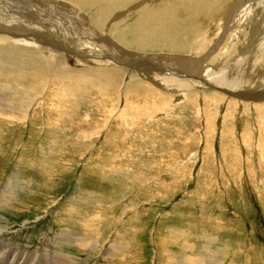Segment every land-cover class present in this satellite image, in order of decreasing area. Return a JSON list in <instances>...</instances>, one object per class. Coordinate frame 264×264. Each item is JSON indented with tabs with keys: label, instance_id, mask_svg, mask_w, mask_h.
I'll list each match as a JSON object with an SVG mask.
<instances>
[{
	"label": "rangeland",
	"instance_id": "rangeland-1",
	"mask_svg": "<svg viewBox=\"0 0 264 264\" xmlns=\"http://www.w3.org/2000/svg\"><path fill=\"white\" fill-rule=\"evenodd\" d=\"M0 1L22 9L45 0ZM243 1L249 0L235 4ZM135 9L122 8V20ZM5 20L10 16H0V25ZM210 20L208 47L217 46L211 55L233 50L219 61L209 58L208 68L252 80L231 91L248 99L214 85L195 89L188 69L190 81L160 90L144 67L157 64L164 72L183 54L174 50L152 51L134 69L135 58L111 60V81L103 70L84 74L94 63L76 61L67 46L45 49L47 57L64 53L85 71L63 82L52 77L40 89L34 77L21 80L9 70L19 63L0 58V264H264V98L254 97L264 95V61L247 57L252 23L222 39L224 28ZM254 21L264 25V16ZM3 29L0 36L18 39ZM140 80L159 93L139 95ZM23 88L33 96L26 118L7 106L23 98Z\"/></svg>",
	"mask_w": 264,
	"mask_h": 264
},
{
	"label": "bare ground",
	"instance_id": "bare-ground-1",
	"mask_svg": "<svg viewBox=\"0 0 264 264\" xmlns=\"http://www.w3.org/2000/svg\"><path fill=\"white\" fill-rule=\"evenodd\" d=\"M29 2H25L24 5L22 6L20 5L22 7V9H20L13 7L10 8V6L7 5L9 3L0 1V16L2 18L6 16L8 17L10 16L11 19L8 22L7 20H5L7 23L4 24L3 26L0 25V28L2 29L3 27L4 29L8 28V31L9 29H11L16 33V34L15 33L12 34L17 35V36L14 35L13 36L15 38L18 37V39L11 40L9 39V37L0 36V58L7 59L10 62V64L12 62L14 64L19 63L17 64L19 66L17 69L12 68L9 70L13 73L16 72V74L19 75L18 79L21 80L26 77H34L35 79H37L36 85L38 84L37 85L38 89H40L41 86L46 87V83L48 84L49 79L52 77H57L56 79H58L60 82H63L66 81L67 76L68 77L71 76L70 74L80 73L81 71L83 72L85 68H78L75 65L78 62H75V64L73 63V66H71L68 61H71L72 59L70 60L66 59L64 57V53L58 52L59 57L57 59H53L52 56L47 57L43 52V50L45 49L50 48L56 51V48L57 47L59 48V46L60 47L67 46L70 52H73L74 54L73 56H75L74 59L76 61L80 58L79 60H83L85 62L90 61L91 63H94L89 65L88 70L85 69L86 73L84 74H88L91 77L92 75L95 74L96 71L103 70L104 73L107 75L105 80H107L108 78L111 79V81L112 78L114 77L113 75L114 73L111 70L114 69L106 68L108 66H111L110 63L111 60H115L116 62L121 60L123 63L124 60H125L124 62H127L128 59H133L134 61L135 58V64L131 65V68L134 69L136 67H139L140 64H143L142 63V60H144L143 58L146 57V55L147 56L150 55L151 54L150 52L152 51L153 52L169 51L168 53H171L170 51L172 50L178 51L180 54L183 53L180 56L181 58H179V60H176L175 57L173 56L171 58L172 61L171 67H167L166 64L163 70L164 72L159 70L157 64H155V67L153 65L149 67H144L145 69L150 71V73L148 74L147 72L145 73V77H147L148 79H154V82H158L160 90L161 87L164 89H168L169 86H173L172 84L174 83V81L175 82L179 80L183 82L185 80L190 81L191 78L190 79L188 78L189 74L188 72H186L189 70L192 71V73L194 72L195 75L194 76L192 74L194 78L191 80L194 84L195 89L197 88L199 89L203 85H214L220 90H223V92L236 96L238 95L237 94L238 92L234 93L231 91L234 90L236 91L237 89H240V87H242L243 85V84L241 85V83L246 81V79H244V77L242 79L240 78V76L232 77L233 74L232 72H235L236 70L232 71L231 73H228L226 70L223 69L214 71L215 69L212 70L210 65H209L210 68H208V62L210 61V60L208 61L209 58H214L215 60L222 59L226 57V55L229 54L231 50H233L231 45L227 44L228 45L227 48L222 49V51H220L219 48L218 50L220 51L218 52L219 54L211 55V53L214 50H216L217 46H212L210 48L208 47L209 44L208 43L209 39H207L208 31L206 32L205 29L207 28L210 29V26L208 25L209 19H211L212 21H216L215 24L217 23L219 25L221 24L222 27H220V29L224 28V30L222 29V35H221L222 39L228 38L229 31L236 28V25L240 26V24H243L246 27L247 25L249 26V23H252L254 26L252 25L253 35L251 36L250 48L253 49L251 51V49L249 48L251 52L250 54L248 53L249 54L248 56L247 55L246 56L252 57V60H256L257 62L260 61L259 65L261 61H264V49L261 48L262 47L261 45L264 44V39H262L264 38V25H261L260 23L258 25L256 24L255 21L251 22L252 16L255 14L261 13L264 16V0H249L236 4H235V0H231V1L229 0H165L164 3H154V0H151L150 2L149 0H45L39 4L38 3L29 4ZM224 3L226 4V7L220 8L221 6H223ZM9 8L10 11H8ZM122 8H127V10H131L133 8H137V9H135L132 14H129L128 20L127 19L122 20V15L124 14V12L122 14ZM194 17H196L197 19H195ZM193 18L195 19L194 23L191 22V24L185 27L184 26L185 19L190 20ZM215 27H217V25H215ZM4 29L2 31H4ZM212 30L214 29L212 28ZM219 34H216V36ZM239 34L241 33L236 32V34L233 35L237 37L236 39H238ZM21 36L22 37L25 36L27 40H25V38L23 39ZM212 38H214V36ZM43 39L45 40L42 41ZM60 39H62V41ZM259 39L260 40L262 39V41L260 42L261 49H259L257 45V40ZM226 43H228V41ZM22 46L31 47L33 49H37L38 51L24 50L21 48ZM225 49H227L226 52H224ZM186 51H188V53H186ZM242 58L243 56L237 57L235 59L234 65L236 64V66L239 67V64H242L244 62ZM119 63L121 62L119 61ZM245 64H243V66ZM255 64L258 65V63ZM127 66L130 65L126 64V66H123L125 70ZM174 66L176 68L171 70V68ZM255 67L257 66L255 65ZM121 68H119L118 70H120ZM176 69L178 71H175ZM5 72L7 71L5 70ZM134 76L135 75H133V77ZM250 81L252 80L246 82H250ZM204 82L205 84H203ZM114 83H117L116 80ZM137 85L138 86L136 90L139 95L145 94L144 92H150V91L151 92L156 91L159 93V91L155 90L153 87H151V85H148L147 83L145 85L143 80L138 81ZM107 93H106V97H107ZM19 94H21V97L23 96V98H17L11 100L10 103H12V105L7 104V106L8 108L10 106L11 107L13 106L16 110L22 111L24 113V118H26V116L29 115V113H31L29 110L32 105L33 96L28 97L26 93V88L21 89V93ZM240 95H238L240 98L248 99V97H244ZM254 97L258 99H262L264 98V95H260L259 93V95H256ZM145 101L147 100L145 99ZM140 102H142V100ZM127 103L128 102H126V104ZM105 104L107 103L105 102ZM146 106L152 110L153 108L158 107L155 106L154 104L145 105L144 103V107ZM139 107L141 106L138 107L136 106V108ZM128 110L129 109H127V111ZM0 230L2 229L0 228Z\"/></svg>",
	"mask_w": 264,
	"mask_h": 264
}]
</instances>
